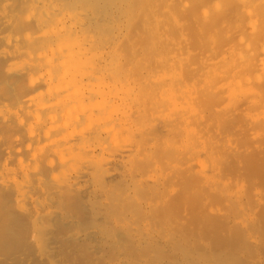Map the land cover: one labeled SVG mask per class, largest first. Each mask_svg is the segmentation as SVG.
Wrapping results in <instances>:
<instances>
[{
  "label": "bare ground",
  "instance_id": "1",
  "mask_svg": "<svg viewBox=\"0 0 264 264\" xmlns=\"http://www.w3.org/2000/svg\"><path fill=\"white\" fill-rule=\"evenodd\" d=\"M114 3L115 0H25L23 8L19 10L22 12L16 33L12 37H0L7 48L20 45L17 51L0 52V59L9 62L3 70L4 77L8 79L3 81L17 78L16 83L12 84L15 87L11 85L12 80L7 85L10 83V89L13 87L18 92H15L17 95L14 93L16 96L9 102L18 113L14 126L18 129L13 130L6 141L7 154L15 155L23 169L22 177L12 178L10 184L13 187L11 198L17 212L24 214L26 211L25 203L34 191L29 179L35 177L42 191L36 198H32V208L37 215L32 218L31 235L35 240H42L47 236L49 227L43 221L46 223L55 218L53 212L43 213L46 206L50 207L58 199L64 207L68 204L70 208L73 203L77 205L83 195L100 192L103 200H107L108 209L114 210L108 214L114 224L110 229L117 228L130 235L138 233L132 238L138 248L141 239L152 236V210H162L160 204H157L159 197L171 195L162 199L165 202L161 204L163 207L168 202L171 203H168V207L177 205L180 196L178 198L171 193L174 191L172 181L179 176L189 177L185 188L190 187L192 167L197 166L200 185L208 194V191L217 190L221 204L228 210L210 215L220 219L225 227L222 232L226 230V233L241 235L239 229H242L243 223L241 220L235 221V218L246 207L244 198L248 196L243 190L244 186L240 185L242 194L234 197L230 193H222L218 187L229 186L228 183L221 184L229 178L228 174L224 175L225 178L223 176L227 169L226 173H231L229 176L233 179L234 172L245 161L249 160V163H244H248L247 168L257 161L253 166L254 172L255 166L259 167V158L261 163L264 162V0H225L224 5L220 4L223 6L221 11L218 2V16L210 14L206 9L200 13L196 6L180 9L179 1H175L179 5H168L170 8L163 12L162 25H154L152 28L147 26L149 23L145 22L146 18L138 16L139 20L133 21L123 9H117L120 6L115 8ZM123 13L128 20L127 25H123ZM198 14L202 22H196ZM186 17L187 21L190 20L185 23L183 19L186 20ZM166 22L169 24V33L174 31L181 34L211 32L224 25V31H233L228 54L225 55L224 50L213 46L209 55L200 57L199 52H192L194 49L190 51L185 46L184 42L188 39L181 42L182 36L179 33H173L174 38L181 37L177 43L168 42L170 40L167 41V38L161 43L153 34L146 36L148 32L164 29ZM140 30L146 34L144 37L139 36ZM158 44L165 51L162 59L156 60V63L153 60V65H142L137 60V56L142 55L139 47L146 45V48L151 46L154 49ZM161 68L164 70L158 71ZM223 99L231 101L227 107L233 104V108H229L230 113L224 109L225 106L219 110V105L216 108L219 103L223 105ZM179 104H182V109L179 108L174 114L165 113L171 107L177 108ZM154 113L163 114L164 118H161L163 115L159 120L155 118L161 121H156L159 124L153 122L158 126L146 125L150 126L149 131L142 132L143 126L155 119L142 123L143 128L140 122L147 116L150 119ZM8 118V113L0 110L2 128L7 125ZM239 121L243 123L240 126L237 125ZM242 125H250V132L248 127ZM233 126H236V131H239L238 126L244 127L245 133L248 131L249 135L239 132L237 135L232 134L235 131L232 130ZM152 128H156L154 130L157 132L162 128L164 136L159 133L161 137L157 138L159 134L156 135ZM227 129L231 130V134L226 132ZM250 141H255L256 146L249 144ZM159 143L162 147L158 146ZM247 144L256 150H253L255 156H252L253 152L248 153L250 149L246 152V146L249 148ZM206 157L210 158L216 168L214 177L208 174ZM41 161H44L43 166H40ZM6 168L7 161L0 164V171ZM43 169L46 170V177L42 173ZM239 171L243 175V169ZM115 177L120 179L121 189L111 184ZM233 181L230 185L234 189L233 185L236 187L238 183L239 186L240 182L235 179ZM114 189L121 194H117ZM248 200L251 199L248 197L246 202ZM156 205L158 208H155ZM144 208L151 211L148 216ZM129 209L131 213L133 211L130 219L133 214L139 221L145 218L141 215L147 216L149 223L145 219L139 222L134 216L132 219L135 221H130L129 217L126 218ZM252 211L250 213H255ZM111 230L106 227L105 234ZM89 235L90 232L76 231L68 237L70 241H85ZM44 254L48 255L49 251Z\"/></svg>",
  "mask_w": 264,
  "mask_h": 264
},
{
  "label": "rangeland",
  "instance_id": "2",
  "mask_svg": "<svg viewBox=\"0 0 264 264\" xmlns=\"http://www.w3.org/2000/svg\"><path fill=\"white\" fill-rule=\"evenodd\" d=\"M119 1L120 2L122 1L121 4ZM125 1H126V3L128 1L129 2L126 4V3H124ZM128 1L127 0H115L116 3H114V7L117 8V5L120 6L117 9H123L124 11L123 10L122 11L124 13H126V16L128 18L130 16V18L133 21L140 18L138 16H141L142 18H146L147 21H145V22L149 23L147 26H150V28H152L154 25L155 26H157V25L161 26L162 25L161 23H162V21H164L163 12L170 8V7H168V5H170V4L179 5L178 3L175 4V1L176 2L179 1L181 6L179 5L178 7H180V9L184 10L186 6L187 7L196 6L199 9L200 13L206 9L205 11H208L210 14H212L214 16L215 15L218 16L219 13H217V12H220L221 8L223 7L221 5L225 4V0L224 1H221V0H175V1L174 0H159V2H157V0H144V1L143 0H137V1L128 0ZM217 1L219 2L218 5L221 4L219 7L220 11H219V9H218V11L216 10L217 3H218ZM214 2L216 4H214ZM23 3H25V0H0V37H3V36L12 37L14 35V33H16V30L18 29L17 26L18 25L20 26V22L18 20L20 19L19 18L20 13L22 12V11L19 12V10L23 8V6H22ZM122 3H123V5H122ZM135 3L137 4L136 5L137 8L135 6ZM183 5H184V7H183ZM114 7L112 6L113 9H115ZM121 7H123V8H121ZM125 7L127 10L124 9ZM161 7H162V10H161ZM159 8H160V10H159ZM141 11H144L146 13H144V12L140 13ZM17 15H18V17H17ZM126 16L124 14L125 19L123 18V25H127L126 21L128 23V20H126ZM184 17H185V15H184ZM196 18H198V19H195L196 22H202L201 16L199 14ZM16 20L18 23L16 22ZM183 20L186 23L187 17H186V20H185V18ZM183 20H181V23H184ZM189 20L190 19H188V21ZM167 22H169V21L167 20ZM167 22H166V25L163 27L165 30L161 29L162 32H161V30H159L160 32L157 31L159 33L148 32L150 35L148 33H146L147 34L146 35V34L141 33V30H140L139 36L144 37V35L151 36L153 34L155 36L156 40L161 41V43L166 41V38H167V41L170 40L168 42H171V43H177V42H180V40H182L181 42H184L183 41L184 39H188L187 41L184 42V44H186L185 46L187 48L189 47L188 49L190 51H192L194 49V51H192V52H195V53L199 52L198 54L201 55L200 57L209 55V52L212 51L211 47H213V46H217V47L221 48L222 50H224L225 55L228 54L227 50L229 49V41H230V38H232L231 36H233V33H232L233 31L232 30L224 31L223 30L224 25L222 27H221V25L219 26V30H222L221 31L222 33L219 30H215V31H211V32H206L207 34L204 33V31L202 33L201 32H195V33L194 32H191V33L185 32V33H182L184 35H182L181 32H178L180 34L179 35L177 32L174 33V31L172 33H169V31H170L169 26H168L169 24ZM193 22H195V21H193ZM173 33L174 34L177 33V35L182 36L183 39L181 37H180L181 38L180 39L179 36H176L174 38ZM159 34H160V36H159ZM171 39H172V41H171ZM222 45L224 48L222 47ZM160 46L162 47V45H160ZM19 47H20V45H16V46H13L11 48H7L5 46V44L2 41H0V52L5 51V50H10V51L14 52V51H17ZM139 48H140L139 53L142 55L139 54L140 57L137 56V60L142 65L144 63L153 65V62L156 63L157 62L156 60H158V59L161 60L165 54V51H163V49L159 48V44H158V47H154V49L151 46H147V48H146V45H143ZM139 48H138V50H139ZM143 48L144 49L146 48L145 51L143 50ZM198 49H200V50H198ZM147 50H149V51H147ZM154 50H156V51H154ZM203 50L205 51V54H203L204 53ZM141 51L142 52L144 51V52L142 53ZM152 51H153V54L151 53ZM147 52H148V54H147ZM151 56H153V57H151ZM7 63H9V62H7ZM7 63L5 60L0 59V73H1L0 74V78H1L0 79L1 80L0 81V110L4 111L5 113H8V115H9V118H8L9 121H8L7 125L5 124L6 125L5 126L4 124H2V125H4V128H6L5 131H4V128H2V126L0 124V126H1L0 127V158H1L0 164H3L7 161V168L2 169L0 171V264H120V262H121V264H187V263L188 264H192V263H195V264H264V224H263L264 223V215H263L264 214V212H263L264 211V162L261 163L262 161L260 160L258 154L256 156H257V158H259L260 164L257 165L259 167L255 166V172H254L253 166L257 164V161L255 162L256 164L253 165V163H252L253 166L248 165V168H247L246 166L249 163V160L245 161V162H248L247 164H244L245 163L244 162V163H242L243 165L241 164V167L239 166L240 168L237 167L239 170L243 169V175H242V172H240L239 170L238 171L235 170L236 172H234V173L236 175L234 174V176H232V177H233V179H235V181L240 182L239 186L237 185L238 184L237 183L236 187L234 186L235 185L234 184L233 185L234 189L232 188L231 185L233 183L231 181H233V179L231 178V176H229L231 173L230 174L226 173L228 171V169H227V171L225 172V174H223V176L228 174L229 178L228 177H226V178H228L230 180L226 181L228 179L225 180L224 179L225 176H224L223 179L225 181L221 182V184L225 183V185H226V183H228L229 186L227 188H223L221 185H220L221 187L220 186L218 187L222 193H225V194L230 193L229 195L232 197H234L238 194H242V191L245 190L247 196L252 200V203H251V200H248L246 202L248 197L244 198V206H246V207H244V209H242V212H240L241 213L240 215H236L238 217L235 218V221L241 220L243 223L242 229H239V231H241V235H239V236L235 235V233H226V230L222 232V230H224L223 229L224 225L220 222V219L215 218V216L213 217V215H210V213H215V212H219L220 214L225 213L224 210H226L225 209L226 207L224 208V206L222 205L223 203L221 204L217 190H215L214 192L208 191L209 192V194H208L207 191H205L203 189L202 185H200L201 178L199 176H197V172L199 170L198 167L193 166L191 163H189L191 165V167L193 166L192 171H191L193 173V175L191 174V176L193 177V179L191 178L192 185H190V187L188 186L185 188V184H187V182L189 181V180L186 181V179H189V177L186 178L184 176H179V177L174 178V180L172 181L174 183L173 184L174 189H172V190H174V191L171 193L174 194L175 197L179 198V196H180L181 200L179 199V201L176 202L177 205L172 204L171 206L169 205V207H168V203H169L168 202L167 205L163 207L162 205L165 202H162V199L168 198V196H171V195L170 194L168 195L167 193H165V194H167L166 197L165 196L163 198H161L162 196L159 197L160 200H157V204H158V206L160 204V207L162 210L156 209V211H155V209L154 210L151 209L152 211H154L153 217L151 216L152 220L150 219L151 220L150 222H152V224H153L152 229H154L151 231L152 236H150L146 239H141L140 240L141 243H138V245H137L138 248L136 247V245L133 244V241H132V238L134 236H137L138 233H135V235H130L129 232H126V231L123 232V230H120L117 228H115L113 230L110 229L111 226H112V228L114 227V224H113L112 220L109 219L108 214L109 213L111 214V212L114 210H113V208H112V210L108 209L109 206H108V204H106L107 200H103L104 197L102 196V194L100 192H94V191L91 193H87V194L83 195V197L77 203L78 206L76 205V203H73L75 205L71 204L70 208H69V206H67L68 204L65 205V207H64L62 202H60L58 199H55V201L53 202L54 205L51 204L50 207L46 206L43 213L49 212V211L53 212L55 218H52L49 221H46V223H45V221H43V224L49 225L48 234L42 240H35L31 235V228H32L31 222H32V218L35 215H37V213L32 208L33 207V199L32 198H36L38 195H40V193L42 191V186L38 184L37 180H35L36 179L35 177H32L33 180H35V183L33 182V180L31 178L29 179L30 183L33 186L34 191H32L30 198L27 199V201L25 203L26 211L24 212V214L17 212V210L15 208L16 204L14 203L13 198H11L12 194H13V187L10 185L12 183V180H13L12 178H21L23 169L19 165L17 157L15 155L12 156V154L11 155L7 154L8 144H6V141H8L9 135H11L14 131H16V129H18L17 127H14V126H16L15 117L18 113L13 110V108L10 106V103H9V102H11L12 98H14V96L17 95L16 93H18V92H16L17 89L15 90V88H13V87H11V89H10V86H8V85H10V83L7 85L8 82H11V80H12V83H11V85H12L13 82H15V80L17 78L15 77L16 79H12V78H14V77H12L10 79V81H5L6 83L3 81L4 79H6V80L8 79V78L4 77V75H3V70L6 68L5 65H7ZM163 70H164V68L163 69L161 68L158 71L162 72ZM1 75H3V76H1ZM2 82H3V84H2ZM12 86H14V85H12ZM13 90H15V91L13 92ZM10 93H11V95H10ZM223 101H222L223 105L221 103L216 105V108L219 105V107L217 108L218 110L221 109L222 106L226 107V108H224V109H226V111H229V108H230V110H231V108H233L232 107L233 104L232 105L230 104V106L227 107L228 106L227 104L231 103V101H227L224 99H223ZM234 102H236V101H234ZM225 103H226V105H224ZM179 108L180 109L183 108L182 104H179L177 108L171 107L165 113L174 114ZM230 112L231 111H229V113ZM154 114L150 115V117H151L150 119H149V116L145 117L143 119V120L146 119L145 122L142 120L140 122L141 123L140 126L142 127V125H143L142 123L145 124L148 121L151 122L152 121L151 119H153V118L154 119L157 118L159 120L160 116L163 115V114L162 115H156V114H158L157 112L155 115ZM153 115L156 117H154ZM161 118H164V115ZM158 120L155 119L151 123L145 124V126H143L144 130L142 129L143 127L139 128V129L140 130L142 129L141 130L142 132L149 131L148 129H150L149 128L150 126H146V125H151V126L153 125L155 127L157 125L155 123L161 122ZM161 120L164 121V119H161ZM156 121H158V122H156ZM240 121L237 125L243 124V123L245 124V122L243 120H242L243 123L242 122L240 123ZM153 122H155V123H153ZM246 123H247V121H246ZM236 126L232 127V130L235 129V131L233 130L234 132H232V134L235 133L236 135L238 134L237 132L244 134L245 133L244 130H246V129H244V127L245 128H247L248 126L250 127V125H248V126L242 125L244 127L240 128L239 127L240 125H239L238 126L239 131H236L237 130ZM249 127L247 130H249ZM157 128H160V127H157ZM242 128H243V130H242ZM154 129H156V128H154ZM154 129L152 128L151 130L156 132L157 133V134L155 133L156 135H158L159 133H161V135L163 134L161 132V131H163L162 128H161V131L159 130L158 132L156 131L157 129L156 130H154ZM228 129L226 132L230 133L231 130L229 131ZM8 131H10V132L8 133ZM246 132L247 133H245L244 135H249L248 133L250 132V130H249V132L248 131H246ZM151 133H153V132L151 131ZM161 135L159 134V136H157V138L161 137ZM163 136L164 135H162V137ZM247 137H249V136H247ZM252 142L254 145L252 144ZM252 142L250 141L249 144H251L252 146L255 147L256 146L254 143L255 141H252ZM158 146L162 147V145H160V143ZM252 146H250V147H252ZM6 147H7V150H6ZM161 147H158V149H160ZM248 147H249V145H248ZM250 147L247 148V146H246V149H245V150H247L246 152H248L250 149L251 151H249L248 153L252 154V152H253L252 156H255L254 153H256V152H254V151H256V150H254L253 147H252V149ZM251 154H249V155H251ZM161 156H163V155H160L159 157H161ZM169 159L172 160L171 158H169ZM205 160L208 162V164H207L208 174L211 177H214V174L216 172L215 166H213L209 157H206ZM163 161H164V159H163ZM166 162L171 163V161H169V160H167ZM43 164H44V161H41L40 166H43ZM224 165H227V164H224ZM224 165H223V168L225 167ZM249 166H251V167H249ZM42 168H44V167H42ZM182 168H184V167H182ZM224 169L226 170V167ZM234 169H236V168H234ZM45 172H46V170L43 169L42 173L45 174ZM244 172H247V173H244ZM247 174H248V176H247ZM45 177H46V174H45ZM252 179H253V181H252ZM114 181L112 182V180H111V184L114 183L113 186L115 188L116 187L120 188V186H121V185L119 186L120 179L115 177ZM219 181H220V179H219ZM2 182L4 184H2ZM230 183H232V184L230 185ZM240 185H242V187L244 186L242 191H241L242 187ZM229 187H231V189ZM117 189H114V190H117ZM219 189H218V191H219ZM125 190H127V189H124V191ZM119 191H121V190H119ZM11 192H12V194H11ZM115 192L117 194H121V192L118 193V190ZM215 192H216V195H215ZM138 195L139 194H137V196ZM162 195H164V192L162 193ZM145 196H147V195H145ZM141 197H142V195H141ZM143 197H144V195H143ZM144 198H146V197H144ZM160 201L162 203H160ZM169 204H171V203H169ZM247 204L250 205L251 210L249 209V206L247 208ZM62 205H63V207H62ZM158 206L156 205L155 208L156 207L158 208ZM66 207H67V211L69 213L65 210ZM129 208H131V206ZM69 209H72V210H69ZM131 209H133V208H131ZM109 210H111V211H109ZM144 210H145L144 212H146V213L148 212L146 214L147 216L149 215V212H151V211H148V209H146V208H144ZM252 210L255 211V213ZM64 211H66V212H64ZM129 211H130V209H129ZM226 211L228 212V210H226ZM250 211H252L253 213H250ZM132 213H133V211H132ZM132 213H131V211L128 212V214L126 213L127 217L126 216L125 217L126 218L129 217V219H130V217H131L130 215ZM242 213H246V214H242ZM74 214H75V216L77 214V217H79L80 219L77 217H74ZM71 215H73V216H71ZM242 215H243V217H240ZM86 216L87 217L89 216L90 219H89V217L87 218ZM133 216L135 217V214H133ZM133 216H132V218L134 219ZM147 216L141 215V217H145V218H143L145 220L147 219ZM210 216L214 220L209 218ZM149 217H148V219H149ZM198 217H200V218H198ZM107 218L109 219V222H108ZM207 218H209V219H207ZM129 219H127V220H129ZM131 219H130V221L133 220V219L132 220ZM135 219H136V217H135ZM256 219H257V222H256ZM85 220H86V222L90 221L91 223L90 222L86 223ZM136 220L139 221L140 219H136ZM142 220L139 222H142ZM217 220H219V221H217ZM82 221H83V223H81ZM133 221H135V220H133ZM235 221L233 220L232 222H235ZM145 222L149 223V220H146ZM252 224H253V226H252ZM208 225H210V226H208ZM60 226L61 227L63 226V227L61 228ZM106 227H108L109 230H111V231H108L109 234L106 233V234H108L107 236L105 234ZM76 231H80L81 233L90 232L89 238H87L88 240L85 239V241L84 240H81V241L80 240L79 241L72 240V241H70V238L68 236L71 233H74ZM91 232L95 235H93ZM115 232H117V233H115ZM124 233L125 234L128 233L129 235L124 236ZM115 234H116V236L117 235H119V236L116 238ZM121 234H122V236H124L123 238H122ZM112 236H114V238ZM120 236H121V238H120ZM92 237H93V239H91ZM130 238H131V240H130ZM141 244H142V246H140ZM109 246H111V247H109ZM146 250H147V252H146ZM148 250H150V251H148ZM45 251H49V254L48 255L44 254Z\"/></svg>",
  "mask_w": 264,
  "mask_h": 264
}]
</instances>
